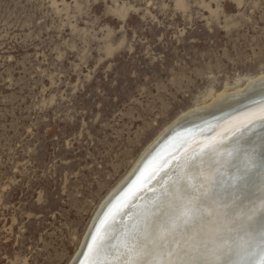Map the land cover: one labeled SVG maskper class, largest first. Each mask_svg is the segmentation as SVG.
<instances>
[{"label":"rangeland","instance_id":"obj_1","mask_svg":"<svg viewBox=\"0 0 264 264\" xmlns=\"http://www.w3.org/2000/svg\"><path fill=\"white\" fill-rule=\"evenodd\" d=\"M263 73L264 0H0V264H70L167 125Z\"/></svg>","mask_w":264,"mask_h":264},{"label":"bare ground","instance_id":"obj_2","mask_svg":"<svg viewBox=\"0 0 264 264\" xmlns=\"http://www.w3.org/2000/svg\"><path fill=\"white\" fill-rule=\"evenodd\" d=\"M263 95L264 73L178 115L100 203L75 264H264V103L215 128L220 111L207 109ZM8 105L0 135L11 141Z\"/></svg>","mask_w":264,"mask_h":264},{"label":"water","instance_id":"obj_3","mask_svg":"<svg viewBox=\"0 0 264 264\" xmlns=\"http://www.w3.org/2000/svg\"><path fill=\"white\" fill-rule=\"evenodd\" d=\"M244 97L245 96H242V97L240 96L239 98H235L234 101L230 100L227 103L225 101L219 102L217 105L212 106V108H207L209 111H211V113L220 111V113L215 115V117L213 118V119H215L214 128L219 122L226 121V120L230 119L231 117L238 115L239 113L245 111L246 109H248L254 105L264 103V95L260 96L258 98L249 99V100H244ZM242 99H243V101H242ZM226 107H228V108L225 109ZM256 165H257V168L262 169V170L264 169V155L258 159ZM247 178H249L247 181L252 180L251 175H248ZM224 180H228V178H225ZM263 220H264V218H262L261 221H259L258 223H260V222L262 223ZM86 235H88V237L86 239V241H87V240H89L91 235L90 234H86ZM84 247H85V245L81 246L80 254L83 252ZM77 260H78V258H74L70 264H75L77 262Z\"/></svg>","mask_w":264,"mask_h":264}]
</instances>
